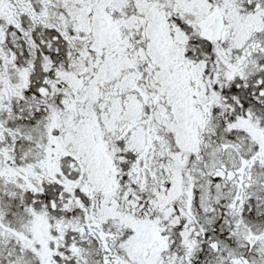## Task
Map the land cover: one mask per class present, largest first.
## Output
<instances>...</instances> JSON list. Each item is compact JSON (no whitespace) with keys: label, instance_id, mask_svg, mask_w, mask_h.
<instances>
[{"label":"snow or ice","instance_id":"snow-or-ice-1","mask_svg":"<svg viewBox=\"0 0 264 264\" xmlns=\"http://www.w3.org/2000/svg\"><path fill=\"white\" fill-rule=\"evenodd\" d=\"M0 264H264V0H0Z\"/></svg>","mask_w":264,"mask_h":264}]
</instances>
